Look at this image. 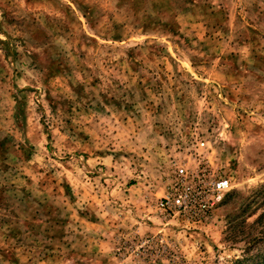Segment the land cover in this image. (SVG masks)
I'll use <instances>...</instances> for the list:
<instances>
[{"label": "rangeland", "instance_id": "rangeland-1", "mask_svg": "<svg viewBox=\"0 0 264 264\" xmlns=\"http://www.w3.org/2000/svg\"><path fill=\"white\" fill-rule=\"evenodd\" d=\"M198 154L203 224L158 206ZM259 189L264 0H0V264H225Z\"/></svg>", "mask_w": 264, "mask_h": 264}, {"label": "built area", "instance_id": "built-area-1", "mask_svg": "<svg viewBox=\"0 0 264 264\" xmlns=\"http://www.w3.org/2000/svg\"><path fill=\"white\" fill-rule=\"evenodd\" d=\"M203 147L205 141H198ZM193 163L178 162L169 194L158 206L167 215L182 217L194 224L206 223L232 188L233 178L215 169L202 154Z\"/></svg>", "mask_w": 264, "mask_h": 264}, {"label": "trees", "instance_id": "trees-1", "mask_svg": "<svg viewBox=\"0 0 264 264\" xmlns=\"http://www.w3.org/2000/svg\"><path fill=\"white\" fill-rule=\"evenodd\" d=\"M260 195H264V191L262 189H259L254 194L256 198ZM255 197L245 206V209L250 208L252 203L255 201ZM263 220L264 216L262 217V221ZM255 238L254 242H256ZM225 264H264V236L261 240L257 241V243L250 245L249 248L246 249V252L242 257L228 260Z\"/></svg>", "mask_w": 264, "mask_h": 264}]
</instances>
